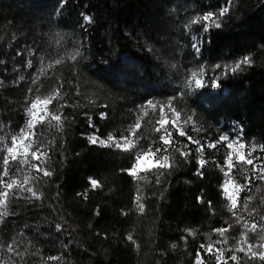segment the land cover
Masks as SVG:
<instances>
[{
    "label": "trees",
    "instance_id": "obj_1",
    "mask_svg": "<svg viewBox=\"0 0 264 264\" xmlns=\"http://www.w3.org/2000/svg\"><path fill=\"white\" fill-rule=\"evenodd\" d=\"M59 7L60 0H0V177L4 184L22 182L17 169L30 172L38 178L25 187L40 197L15 186L8 190V215L0 219L4 255H10L7 245L15 240L23 255L12 256V264H237L234 254L238 264H264L237 251L245 222L257 224L255 232H247L245 250L258 241L264 180L253 165L241 167L243 162L232 158L229 175L244 187L237 208L229 211L222 184L230 150L227 141L217 144L225 133L235 136L231 123H236L245 159L264 146V0H67L57 14ZM224 7L228 12L219 17ZM208 12L219 17L220 28L211 21L192 23ZM190 34L200 37L199 52ZM246 56L250 62L233 73ZM217 65L230 68L218 78L219 87L209 82L200 89L186 87L193 71ZM37 96L52 99L49 116L33 130L47 149L45 162L35 165L52 175L10 159L3 176L12 135L25 127V109ZM169 99L188 120L183 136L165 127L171 147L162 143L165 128L159 127ZM52 114L61 116L62 130L56 121L49 125ZM93 133L100 139L132 135L134 147L92 144ZM149 149L157 159L169 156L170 165L174 157L175 166L133 178L126 170L137 152ZM216 229H227L226 243H216L224 240Z\"/></svg>",
    "mask_w": 264,
    "mask_h": 264
},
{
    "label": "snow or ice",
    "instance_id": "obj_2",
    "mask_svg": "<svg viewBox=\"0 0 264 264\" xmlns=\"http://www.w3.org/2000/svg\"><path fill=\"white\" fill-rule=\"evenodd\" d=\"M67 2V0H60V7L57 9V14H59L60 10L63 8L64 4ZM228 12V8L224 7L221 12L219 13V17L224 16L225 13ZM214 16H216L215 13L212 12H208L206 14H204L203 17H197L195 20L192 21V23H197L200 20L203 21H211V24L214 25L216 28H220L221 24L218 22L219 21V17H217L216 19H212ZM90 17H88L87 15H84V20L85 21H90ZM190 27V25H189ZM209 30V25L205 24L204 27V31H208ZM194 43H193V48L199 52L200 51V47H199V43L198 38L193 36L192 37ZM23 53L18 52L17 55H22ZM77 55H80L79 52H77L75 55H73V59L76 58ZM43 59V58H42ZM249 61V57H245L244 60L242 62H237L235 67H233L231 69V71L233 73H235L241 66V63L244 64H248ZM56 63H60V61H56ZM32 61L29 60L28 61V67H31ZM217 67H219V65H217ZM203 69H201L199 75L201 77H203ZM192 79L195 81V89H200L206 86V82L202 81V79H197V75L198 73L196 71L192 72ZM21 79H23V77H21ZM186 87L191 88V81L188 82V84L186 85ZM211 87L213 89L219 87V84L217 83L216 80H213L211 83ZM191 94V93H189ZM52 97H40L37 96L30 104V106L28 108L25 109L27 115L30 117L25 125L24 128H22L20 130V132L18 134H13L12 135V140H11V147H7V155L4 156L3 158V164H4V172H3V176H7L8 175V169L10 167L9 165V160H19V163L21 165H25L28 164L29 168H36L37 171H43V175L44 176H51L52 172L42 169L37 165H33L30 163L28 157L31 156V158L33 160H39L40 164H43L46 160V156L44 155V153L46 152V146H41L40 142L35 140L33 137L35 135L34 133V128L38 123H41L45 120L46 117L49 116V112H48V105L51 102ZM169 106H171V99H169L168 101ZM39 106L40 107V112H39V116L37 117V119L34 121L33 120V112L35 110L34 106ZM149 106H153V102L149 101L148 102ZM143 110V109H142ZM171 110V108L169 109ZM146 114V113H145ZM162 117H163V109H162ZM100 118L101 119H105L106 118V113H101L100 114ZM189 119H191V117H189ZM51 121H56V125H54L55 127H57V130H62V124H61V116L60 115H56V114H52L51 115V120L49 121V125H51ZM166 123L165 120H163V118L160 121L161 127L164 126V124ZM90 127H95L94 124L90 123L89 125ZM140 127V123H139V119L137 120V123L135 125L134 129H130V132L134 134L135 129H138ZM157 131H160V129L158 128ZM165 131V135H162L160 137V139L164 142L165 145L171 147L172 144V137H171V133L168 132V129H164ZM180 135H184L183 132L180 133ZM3 137H0V140H2ZM90 139V143L92 144H96L99 143L101 145H105L107 144V146L111 147L113 146V144L115 145V147L117 149H122L123 151H129L132 147H134V144L132 141H130L127 137L123 138V143H121L120 141L115 140L114 136L110 133L108 136V140L107 142L104 139H100L98 136H96L95 133H93V135L91 137H89ZM190 142H194V143H199L198 141H192L191 138H188ZM23 141L24 145L27 146V152H23L20 149H17L15 152V155H13L12 151H10L11 149H13L14 145L19 144L20 141ZM225 141H229L226 144V147L228 149H231L232 151L229 152L228 157L226 159V164L229 170H231V168L234 166L232 163V155L233 152H235L237 159L242 161L243 163L241 164V167H243V164H248V165H253L254 164V160L253 159H245V157L242 155V150L245 148V144L243 142L240 141L239 138L235 139V140H230L229 136L227 133L223 134L220 136L219 140L217 141V144H223ZM238 144V148H236L235 146ZM215 144L209 143L208 147H215ZM186 147V146H185ZM203 147V146H201ZM262 150H264V146H261ZM35 149V150H32ZM255 149V145L253 146V150ZM157 152H159V149H156ZM173 151H181V149L179 148H174ZM182 155H186V153L181 151ZM154 156L155 153L151 151V149H149L148 153H140L137 152V161L142 159L144 156ZM171 155V153H170ZM249 155H251V152H249ZM201 166H203L204 161H200ZM136 165H133V168L130 170H126L129 172V174L133 177L136 178L137 177V173L138 171H135L136 169ZM175 166V158L173 157L172 160V164H169V156H164L162 159H158L156 161V163L153 165V167H157L159 169H168L169 167ZM223 170V168H222ZM18 172H21L23 175V181H18L17 179H11L10 182L4 184L2 177H0V184H3L4 186V191H0V219H2L4 216L8 215V211H7V206H6V201L7 199L11 196V192L8 190H11L14 188V186L22 191L28 192L32 194V197H35L36 199H39V195H37V192H35L33 190V187L29 186V187H25L26 184H30L31 181L36 180L38 177L36 176H31L30 172H22V170L20 168L17 169ZM254 173L256 171V168L254 166L253 169ZM259 172L261 173V175L257 176L258 179H264V166L259 167ZM164 173L161 172L159 173V175H163ZM159 175L157 177V181L159 182ZM227 179L225 181V183L222 185L223 187V191L225 193V195L227 196V199L229 201L227 207L229 209V211H233L237 208V194L243 189V185H239L236 184L233 179L230 177L229 173H225ZM140 179H144V177H140ZM90 183L92 185L93 188L97 187V181L95 179H91L90 178ZM259 191V189H258ZM142 199V197H137V201H138V211L143 212L144 211V205L142 203H139V201ZM253 197H248L245 199L244 201V209L248 210L249 208V201L252 200ZM202 200V198H201ZM209 204H211V202H209ZM255 211V210H252ZM252 211H249V216H252ZM235 215V213H234ZM256 215H260L259 212H256ZM242 219V217H237V222H239ZM261 219L264 220V216H261ZM231 226V225H230ZM244 229L245 231L241 234V240L238 242L240 247L237 248V251H245L246 255L252 256V257H256L258 256L259 259L261 261H264V252H259L257 253L255 251V246L253 245H248L247 250H245V248L243 247V245L245 243H247V232L248 231H253L255 232L257 229V224L256 223H252L251 226H249L248 222L244 223ZM60 225H57V230H60ZM260 229H261V235H260V240L264 241V225H260ZM215 231H217L219 233V235L221 237H224L223 241H217L216 243H226L227 242V237H225V232L227 231V229H216ZM129 240H132L131 235L128 237ZM213 241L211 240V238H209V243H208V249L211 250L213 247ZM264 246V245H262ZM201 247H204V245H201ZM6 251L10 254L9 256H5L4 252H5V248L2 242H0V264H12V256H22V253H19L16 251L15 248V240L13 241V243H10L7 245V249ZM224 249H220V255H217V260L220 261L222 260V253H223ZM49 259H57L56 257H50ZM231 259L233 261H237L238 264V257L234 254ZM199 264V261H198Z\"/></svg>",
    "mask_w": 264,
    "mask_h": 264
},
{
    "label": "rangeland",
    "instance_id": "obj_3",
    "mask_svg": "<svg viewBox=\"0 0 264 264\" xmlns=\"http://www.w3.org/2000/svg\"><path fill=\"white\" fill-rule=\"evenodd\" d=\"M206 22V21H205ZM193 36H195V37H197L198 38V43H199V46H200V43H201V39H200V37L198 36V35H195V34H190V39H191V42H192V48H193V43H194V41H193V39H192V37ZM194 49V48H193ZM195 50V49H194ZM196 51V50H195ZM201 69H203V77H201L200 75H199V73H200V71H201ZM230 68H227V67H222V68H220V67H212V68H206V67H201V68H199V69H196L195 71L198 73V75H197V79H202V81H205L206 83H212V81L213 80H218V78L223 74V73H225L227 70H229ZM192 74V73H191ZM190 74V77L188 78V80H187V84H188V82L189 81H191V85H192V87L191 88H188V89H190V90H192V89H194L195 88V81L192 79V75ZM171 108V110H169ZM161 109H163V117H162V112H161V118H160V120H159V127L161 126V124H160V121H161V119L163 118V120H165L166 121V123L164 124V128L165 127H167L168 125H170L171 126V128L173 129V130H175V132H177V128H174L172 125H171V123H170V120L169 119H171V118H174V124L177 126V127H180L181 129H182V127H184V125H186V124H188V120L187 119H184V118H182L181 117V115L178 113V112H176L175 110H174V108H172L171 106H166V108L165 107H162ZM48 110V109H47ZM162 111V110H161ZM30 118V117H29ZM28 118V119H29ZM167 118H168V121H167ZM232 125H231V127H232V133H234V135L235 136H229V138H230V140H235V139H237V138H239V136H237L238 134H237V131L240 129V128H238L237 127V124L236 123H231ZM161 128V127H160ZM162 135H165V132H163V134ZM92 136V135H91ZM90 136V137H91ZM130 141H134V139H133V137H132V135H129V136H126ZM106 142H107V140H108V138L107 139H104ZM115 140H117V141H120L121 143H123V138H120V139H116L115 138ZM229 141H227V143H228ZM105 145H107V144H105ZM113 146H115L114 144H113ZM236 148H238L239 146H238V144L235 146ZM32 150H34V149H32ZM230 151H232L231 149H229ZM257 150L260 152V153H258V154H255V156H251L249 159H253L254 160V164H253V167L255 166V168H256V174L259 176V175H261V173L259 172V167H261V166H264V150H262V147H259V148H257ZM252 151H253V148H251L250 150H249V152H251L252 153ZM149 151H146V152H143V153H148ZM242 155L245 157V158H247V156L245 155V154H243V150H242ZM232 158H236L237 159V156H236V154H235V152H233V155H232ZM28 159L31 161V163L33 164V165H35V161H37V160H33L32 158H31V156H29L28 157ZM158 159L155 157V155L154 156H152L151 157V162H150V164H149V162H145V164L147 165V166H145L144 168H142L140 171H138V173H137V176H139L142 172H145V171H148V170H150L151 168H154L153 167V165L156 163V161H157ZM137 163V160L135 161V163H134V165ZM225 167H227V164L225 165ZM132 168H133V166H132ZM131 168V169H132ZM225 173H229V169L228 168H225ZM226 179H227V177H226V175H225V178H224V182H223V184L225 183V181H226ZM264 180V179H263ZM222 184V185H223ZM4 189V188H3ZM222 190H223V187H222ZM223 194H224V196L227 198V196L225 195V193H224V191H223ZM262 233H261V230L259 231V232H257V235H256V238H257V240L258 241H255V244H254V246L256 247V249H257V247L258 246H260L261 248H260V252H264V246H262V245H264V241H261L260 240V235H261Z\"/></svg>",
    "mask_w": 264,
    "mask_h": 264
},
{
    "label": "clouds",
    "instance_id": "obj_4",
    "mask_svg": "<svg viewBox=\"0 0 264 264\" xmlns=\"http://www.w3.org/2000/svg\"><path fill=\"white\" fill-rule=\"evenodd\" d=\"M34 108H35V110L33 112V120L35 121L37 119V117L39 116V112H40L41 109H40V107L38 105L34 106ZM17 149H20L23 152H27V146L24 145L22 140L19 142V144L14 145L13 149H11L10 151H12L13 155H15V152H16ZM145 162H149V164H150L151 157L146 155L142 159L138 160L135 171H140L142 168L147 166L145 164Z\"/></svg>",
    "mask_w": 264,
    "mask_h": 264
},
{
    "label": "built area",
    "instance_id": "obj_5",
    "mask_svg": "<svg viewBox=\"0 0 264 264\" xmlns=\"http://www.w3.org/2000/svg\"><path fill=\"white\" fill-rule=\"evenodd\" d=\"M170 120V123H171V125L174 127V128H177V134H179L180 135V133L181 132H183V127H182V129L180 128V127H177L175 124H174V118H171V119H169ZM189 138V136L187 137V139ZM191 138V137H190ZM220 138V137H219ZM188 141H189V139H188ZM162 143L164 144V142L162 141ZM192 143V142H191ZM194 143V142H193ZM214 143V142H213Z\"/></svg>",
    "mask_w": 264,
    "mask_h": 264
}]
</instances>
